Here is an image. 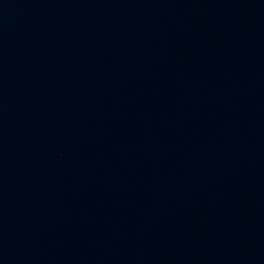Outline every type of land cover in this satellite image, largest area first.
<instances>
[{"label": "water", "instance_id": "water-1", "mask_svg": "<svg viewBox=\"0 0 264 264\" xmlns=\"http://www.w3.org/2000/svg\"><path fill=\"white\" fill-rule=\"evenodd\" d=\"M0 264H264V0H0Z\"/></svg>", "mask_w": 264, "mask_h": 264}]
</instances>
